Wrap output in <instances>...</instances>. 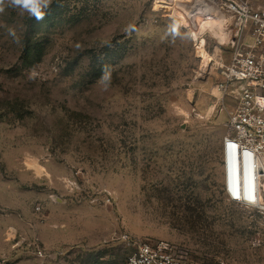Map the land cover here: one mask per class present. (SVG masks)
Listing matches in <instances>:
<instances>
[{"label": "rangeland", "instance_id": "374dc122", "mask_svg": "<svg viewBox=\"0 0 264 264\" xmlns=\"http://www.w3.org/2000/svg\"><path fill=\"white\" fill-rule=\"evenodd\" d=\"M202 4L2 5L0 264H126L146 240L264 264V210L223 189L235 39Z\"/></svg>", "mask_w": 264, "mask_h": 264}, {"label": "built area", "instance_id": "2783aa9c", "mask_svg": "<svg viewBox=\"0 0 264 264\" xmlns=\"http://www.w3.org/2000/svg\"><path fill=\"white\" fill-rule=\"evenodd\" d=\"M202 2V18L210 17L213 10L227 17V30L235 39L220 84L236 100L228 114L231 133L222 140L223 189L229 201L259 208L254 200V165L258 163L264 170V0ZM241 157L244 187L240 181ZM135 247L126 264H194L187 251L168 241L146 240Z\"/></svg>", "mask_w": 264, "mask_h": 264}, {"label": "clouds", "instance_id": "9594fccd", "mask_svg": "<svg viewBox=\"0 0 264 264\" xmlns=\"http://www.w3.org/2000/svg\"><path fill=\"white\" fill-rule=\"evenodd\" d=\"M51 3V0H0V12L5 9L2 5L18 10L21 13L27 12L30 16L37 19L43 18V8H46ZM247 171L244 172V175Z\"/></svg>", "mask_w": 264, "mask_h": 264}, {"label": "bare ground", "instance_id": "6f19581e", "mask_svg": "<svg viewBox=\"0 0 264 264\" xmlns=\"http://www.w3.org/2000/svg\"><path fill=\"white\" fill-rule=\"evenodd\" d=\"M195 17V16H194ZM219 18L217 11L213 10L211 11V16L209 19H214V21H216L215 19ZM184 20L188 21L190 23L189 20H187L186 18H183ZM206 67V65H204V68ZM242 157L240 158V181H241V185L242 187H244L243 184V177H242ZM263 168L261 167V165H258V163H255L254 165V174H255V201L257 202V205L259 204V208L263 209L264 208V192L262 191V183H261V176L263 173ZM250 182L252 183V179L250 180ZM261 186V189H260ZM253 193V190H252Z\"/></svg>", "mask_w": 264, "mask_h": 264}]
</instances>
